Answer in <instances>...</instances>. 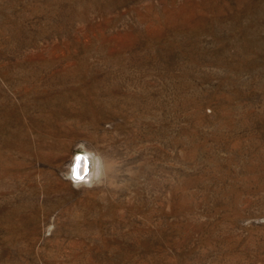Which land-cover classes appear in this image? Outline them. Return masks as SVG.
<instances>
[{
	"label": "rangeland",
	"instance_id": "374dc122",
	"mask_svg": "<svg viewBox=\"0 0 264 264\" xmlns=\"http://www.w3.org/2000/svg\"><path fill=\"white\" fill-rule=\"evenodd\" d=\"M0 264H264V0H0Z\"/></svg>",
	"mask_w": 264,
	"mask_h": 264
},
{
	"label": "clouds",
	"instance_id": "9594fccd",
	"mask_svg": "<svg viewBox=\"0 0 264 264\" xmlns=\"http://www.w3.org/2000/svg\"><path fill=\"white\" fill-rule=\"evenodd\" d=\"M101 159V156L90 150L86 144L76 145V151L69 164L65 165L66 171L64 178L73 183L74 186L85 184L91 186L94 183H100L106 178L104 169L93 161Z\"/></svg>",
	"mask_w": 264,
	"mask_h": 264
},
{
	"label": "bare ground",
	"instance_id": "6f19581e",
	"mask_svg": "<svg viewBox=\"0 0 264 264\" xmlns=\"http://www.w3.org/2000/svg\"><path fill=\"white\" fill-rule=\"evenodd\" d=\"M17 106V105H16ZM27 110V109H26ZM16 118V117H15ZM15 121V120H14ZM7 123V122H6ZM14 141V140H13ZM97 164H99L100 165V162H99V160H96V161H93V165L94 166H96Z\"/></svg>",
	"mask_w": 264,
	"mask_h": 264
}]
</instances>
